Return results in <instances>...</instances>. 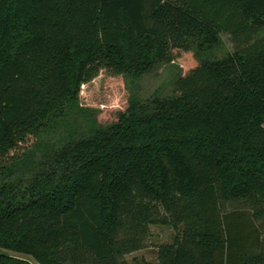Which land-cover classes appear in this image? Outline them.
I'll return each instance as SVG.
<instances>
[{"label":"trees","instance_id":"16d2710c","mask_svg":"<svg viewBox=\"0 0 264 264\" xmlns=\"http://www.w3.org/2000/svg\"><path fill=\"white\" fill-rule=\"evenodd\" d=\"M253 24L264 27V0H0V264H32L8 250L128 264L155 223L178 228L157 264H264V37ZM221 32L237 51L216 57ZM192 44L203 58L177 97L133 102L35 157L102 69L138 77ZM232 200L258 208L224 211Z\"/></svg>","mask_w":264,"mask_h":264},{"label":"rangeland","instance_id":"374dc122","mask_svg":"<svg viewBox=\"0 0 264 264\" xmlns=\"http://www.w3.org/2000/svg\"><path fill=\"white\" fill-rule=\"evenodd\" d=\"M254 27L258 30L254 38H263L264 27L255 25ZM221 38L222 43L213 52L216 57H221L226 52L237 51L230 34L221 32ZM170 52L172 60L157 63L138 77L114 74L108 69H102L95 78L82 85L78 108L65 116L58 129L49 130L38 139L32 150L35 157L43 152L46 144L58 143L67 136H79L92 128L108 126L133 102L146 103L157 98L177 97L179 95L177 80L195 67L203 57L196 53L193 44L187 49L174 48ZM33 147H27V151ZM222 206L224 211L238 209L250 210L253 213L258 208V204L245 200L224 202ZM256 224L264 239V218H256ZM177 233L178 228L172 224H151L144 248L125 256L128 264H157L159 248L163 244L174 243ZM7 252L32 264H41L29 255L9 250Z\"/></svg>","mask_w":264,"mask_h":264}]
</instances>
